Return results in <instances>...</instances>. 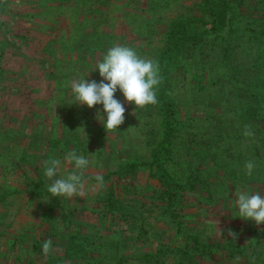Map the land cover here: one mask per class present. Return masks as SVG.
I'll return each mask as SVG.
<instances>
[{"label": "rangeland", "instance_id": "1", "mask_svg": "<svg viewBox=\"0 0 264 264\" xmlns=\"http://www.w3.org/2000/svg\"><path fill=\"white\" fill-rule=\"evenodd\" d=\"M199 1L0 0V264H91L71 258L75 255L68 234L78 227L92 236L84 241L86 248L96 245L106 254L104 264H117L119 257L123 261L159 247H182L186 233L196 235L200 249L191 251L185 264H264V224L238 217L236 204L237 192L264 196V114L257 118L235 115L231 109L219 112L208 105L214 96L205 100L211 73L200 58L204 56L205 65L220 58L216 49L225 47L219 39L227 38V31L220 32L211 46L207 43L216 34H210L203 45L206 51L186 50L181 68L166 79L179 126L168 143L173 163L167 162L166 170L160 172L183 182L189 162L205 164L199 166L204 182L195 189H177L175 216L164 212V203L155 198L161 185L154 166L149 165L150 150L164 126L157 104L135 108L117 90L115 98L125 107V120L117 131L108 133L101 122L106 118L102 105L69 104L71 81L99 82L102 77L95 65L114 45L131 47L140 57L156 61L173 18L203 16ZM234 2L235 29L261 27L249 21L264 17V0ZM248 38L264 43V37L255 33ZM246 43L252 48L245 57L252 62L259 47ZM223 72L216 66L212 74ZM245 125L252 128L254 137L242 135ZM73 148L91 161L84 173L86 195L60 198L66 204V218L62 223L61 217L50 230L46 223H39V201L30 199L25 182L44 174L43 161L53 157L61 160L59 176H67L72 166L64 157ZM250 160L256 166L248 176L244 165ZM130 163L138 164L134 172L126 167ZM97 174L107 175L99 190L89 177ZM110 192L123 203L121 210L137 215L144 235L129 227L132 218L122 220L100 201V196L109 198ZM229 229L237 234L235 239L227 234ZM33 238L51 239L54 251L47 256L31 253ZM192 241H187V250ZM81 254L76 251V257ZM86 256L94 261L96 253L86 252Z\"/></svg>", "mask_w": 264, "mask_h": 264}, {"label": "trees", "instance_id": "2", "mask_svg": "<svg viewBox=\"0 0 264 264\" xmlns=\"http://www.w3.org/2000/svg\"><path fill=\"white\" fill-rule=\"evenodd\" d=\"M240 3V2H239ZM238 3V4H239ZM234 0H200L199 9L203 16H196L192 14L178 15L170 21L168 31L166 33L167 43L163 46L162 50L158 54L156 62L160 67V75L162 77V83L157 87V110L161 117V124L163 126V132L158 143L153 146L150 150L151 161L150 166H154V175L159 179L161 187L157 188L155 198L159 202L164 203L163 211L174 215L173 204L175 200V194L177 189L186 186L189 189H195L197 184L204 182L203 174L199 166L205 164L196 160L195 163L189 162L187 168V174L185 180L176 181L169 176V173H161L165 171L164 165L167 162L173 163V156L169 154L170 140L175 134L179 125L175 117V105L170 95V87L166 79L174 69H179L186 59V50L190 51H206L203 47L208 41V36L215 33L211 42L207 43L211 46L213 41L217 42V35L220 32L227 31L228 37L219 39L225 42V47L222 45L216 49L218 52V58L216 61H209L205 65L204 56L200 58L202 65L206 69L208 66V72L211 73L209 77V92L206 99L210 96H214L212 101H208V105L213 104L214 109L222 112L231 109L235 115L248 116L251 115L258 117V115L264 114V59L260 57L264 56V43H253L248 38L251 33H255L257 36L264 37V17L254 18L249 21V24L256 23L260 24V28H237L235 29L232 24L233 18V5ZM239 15V14H238ZM238 15L236 18H238ZM264 16V15H263ZM206 27L201 29L202 26ZM201 26V27H200ZM247 28V29H246ZM238 31V32H237ZM246 31H249L248 33ZM224 36V35H223ZM249 41L253 47H259L256 58L252 62H248L245 53L248 52L252 47L246 43ZM224 44V43H222ZM198 45V47H196ZM201 45V46H200ZM223 47V48H222ZM210 48V47H209ZM201 53V52H199ZM257 53V52H255ZM218 66L224 72L222 75L215 74L212 72L214 68ZM204 68H199L200 75L205 74ZM212 71V72H211ZM206 84L204 85V87ZM203 87V88H204ZM169 143V144H168ZM137 163H130L126 167H130L131 171L134 172ZM129 171V170H124ZM70 172V171H69ZM103 179L107 178V175H102ZM84 177L86 174H84ZM94 179L95 176H89ZM26 192L30 199L39 201L37 208L39 211V223H46L50 230L56 228L55 223H64L66 214V204L62 203L60 198L51 197L47 192V186L49 181L45 178L44 174H37L36 178H28L25 182ZM100 201H105V204L111 208L112 214L118 215L124 221L128 222L129 227L136 231L139 229L138 236L144 235L143 225L139 224L136 219V214H130L121 210L120 205L123 204L119 199L114 198L113 194L109 193V198L99 197ZM122 211V212H120ZM131 215V217H130ZM59 217V218H58ZM130 219H129V218ZM57 218V220H55ZM77 226V225H76ZM91 235L88 234L87 230H82L79 227L68 234V241L73 248L74 259H83L90 262L91 264H104L103 257L106 254L101 252L99 248L93 245V249L86 248L84 241L91 239ZM196 235L193 233H186L185 242L182 247L171 248L164 246L157 248L155 251L141 252L138 257L127 256L122 260L130 259L129 264H185L184 259H187L191 251H198L200 246L195 241ZM47 239V238H46ZM82 239L74 242L75 240ZM193 239L190 250L188 249V240ZM42 241H37L35 238L32 239V251L33 254H41L42 252ZM74 243L79 245L74 248ZM98 246H102L99 245ZM112 244V243H109ZM34 245V246H33ZM91 245V244H90ZM203 249V248H201ZM79 250L83 254L76 257V251ZM86 252L96 253V258L93 261L91 258H87ZM29 253V252H28ZM117 264H122L118 258Z\"/></svg>", "mask_w": 264, "mask_h": 264}, {"label": "clouds", "instance_id": "3", "mask_svg": "<svg viewBox=\"0 0 264 264\" xmlns=\"http://www.w3.org/2000/svg\"><path fill=\"white\" fill-rule=\"evenodd\" d=\"M94 70H98L99 76L102 77L99 82L86 78L71 81L72 99L69 104L88 108L102 105L106 118L102 117L100 121L107 133L117 131L118 126L125 120V107L115 98L117 90L122 93L125 102L133 103L135 108L142 109L158 103L156 89L162 83L159 64L154 60L140 57L133 48L125 45L112 46L104 54L102 61L95 65ZM83 133L87 141L84 129ZM242 135L254 137L255 133L249 125H245ZM64 160L72 166V170L64 177L59 176L60 159L53 157L43 161L44 175L49 181L47 186L49 196L63 200L84 198L86 195L84 173L91 161L78 154L75 148L66 153ZM255 166L254 161H247L244 165L246 175L251 176ZM94 180L96 182L94 189L99 190L104 187L105 182L101 174H97ZM236 195L237 216L243 220L251 219L257 225L264 224V196L245 191L237 192ZM219 233L222 235L221 230ZM227 234L232 239L237 235L230 229ZM52 245L51 239L42 243V252L45 256L54 251Z\"/></svg>", "mask_w": 264, "mask_h": 264}]
</instances>
